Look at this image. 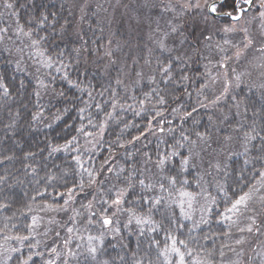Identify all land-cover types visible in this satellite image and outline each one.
I'll return each instance as SVG.
<instances>
[{"label": "snow or ice", "instance_id": "6c2138e0", "mask_svg": "<svg viewBox=\"0 0 264 264\" xmlns=\"http://www.w3.org/2000/svg\"><path fill=\"white\" fill-rule=\"evenodd\" d=\"M2 7L16 19L0 27V45L15 55L14 70L34 79L27 129L63 128L27 150L19 139L0 148V264H241L248 237L264 236V0H136L130 20L147 30L134 46L131 30L103 37L101 28L106 43L90 47L77 27L78 46L54 52V36L73 34L68 20L40 11L26 27L13 0ZM89 65L105 79L93 83ZM257 68L259 83L248 70ZM23 88L14 94L0 76L9 116L0 145L18 131L27 104L10 102ZM245 88L259 93V107ZM46 96L65 103L45 104ZM73 112L78 124L68 122ZM234 157L260 179L241 187L243 166L235 188L222 179ZM220 237L237 247L217 246Z\"/></svg>", "mask_w": 264, "mask_h": 264}, {"label": "trees", "instance_id": "16d2710c", "mask_svg": "<svg viewBox=\"0 0 264 264\" xmlns=\"http://www.w3.org/2000/svg\"><path fill=\"white\" fill-rule=\"evenodd\" d=\"M15 4V10L18 13L19 22L21 24H24L26 27H34V24H28V21L33 15H38L40 11H48V12H55L57 13L58 22L64 23L65 20H68L71 27L69 28V32L73 33L72 35L68 36L66 40H60L58 38L53 37L55 40L54 43L50 41L49 47L54 52L58 48H65V45L67 44L68 47L72 46H78L79 42L77 41V38L75 36V28H79L81 33L83 34L85 40L88 41L90 47H95L98 44H104L106 43L105 39L102 38V34L100 29L103 28V37H107L109 32H115L117 33L121 38H127L129 35V31L125 28L122 29L121 27L118 28V26H115L114 22L113 26L110 25V27H107L100 19V15L96 14L93 15L88 10H84L85 13H87L86 18L84 21L80 20L81 15L83 14L80 9L73 8L68 4L67 2H64L63 0H13ZM0 3L3 4V0H0ZM126 4V3H125ZM228 4H231V0H228ZM226 10H231L230 7H228ZM16 19V17H13ZM219 23H222L223 21H230L228 17H219L218 18ZM191 22V23H190ZM122 25H124L123 22H121ZM193 24V30L195 28L194 19L193 17H189V21L187 25ZM120 33H119V30ZM190 31V30H189ZM192 31V30H191ZM133 37L137 40L136 36L133 35ZM93 41H96L97 44L94 45ZM10 47V46H8ZM4 45L0 46V76H3L5 81L9 84L10 87H12L13 92L15 94L16 89L19 88L20 82H24V88L20 89V95L17 96L13 101H11L12 109L15 110L16 108H19L21 103H26V108H20L22 112V117L18 121V131L16 132L15 136L12 138H9L3 145H0V148H15V145L13 144V139H19L21 140V147L24 150H27V148L30 146L32 141H43L44 135L47 133L51 136H55L56 133L61 132V129L63 128V123L54 126V130L52 129H43V128H37L29 131L27 129V121L30 119V114L32 111H34V106L31 98V93L34 87V79L31 75L28 73H21L16 72L14 63H10L9 61H12L15 59V55L10 56L8 52L3 51ZM134 55L136 54V50H133ZM131 51V52H133ZM129 49H125V53H129ZM25 58H27L28 54L24 53ZM130 63V61H129ZM27 64L30 66L31 61H27ZM81 68L84 67L83 63L80 66ZM89 79L92 80L93 83L104 80L105 78L102 76V73L99 70L94 71V66L89 65ZM29 71H33L31 67H29ZM112 75H115V70H113ZM75 78V73L73 74ZM55 87L57 89H68V86L66 83H63L61 81H57ZM79 95V93H76V90H70L68 91V96L71 98L73 94ZM249 101L252 105L259 107V102L257 100V96L251 95L249 97ZM45 104L51 103L55 105L56 107H59L61 104L65 103V101L61 100L59 102L52 100L51 97H44V100L42 101ZM54 110V109H53ZM203 115V113H202ZM72 117H75V112L70 114V117L68 118V122L73 124H78L79 122L75 119H72ZM127 118H131V115L128 114ZM9 121V116L5 110H0V122L7 123ZM203 123H207L206 116ZM20 125H23V127H19ZM68 130H65L64 133H61V135L66 134ZM112 129L109 130V134L106 136V139H109L112 135ZM3 135L2 131V125H0V136ZM256 143H259L258 141ZM42 146V143H41ZM19 149H17V154H19ZM106 155V153H105ZM243 166V157L242 158H235L232 161H230V176L226 178L228 180L229 184H232L233 188L236 187L235 181L237 180L239 174H240V168ZM244 167V179L240 181L241 187L244 184H251L254 178V170H252V166H243ZM256 168H259V165L255 166ZM247 188H243V191H246ZM239 191V189H236ZM19 191V189H17ZM213 231H223L218 225L212 226ZM207 231V229H205ZM134 240V237H133ZM223 240V237H220L215 241L216 245L219 246ZM205 244H208L209 242H204ZM253 258L251 255L248 256V260L250 261ZM36 264H39V261L37 260Z\"/></svg>", "mask_w": 264, "mask_h": 264}, {"label": "rangeland", "instance_id": "374dc122", "mask_svg": "<svg viewBox=\"0 0 264 264\" xmlns=\"http://www.w3.org/2000/svg\"><path fill=\"white\" fill-rule=\"evenodd\" d=\"M63 1L70 4L71 7L78 8L80 10H81V6L84 5L85 3H87L88 7L85 8L84 10H88V8H89V12H91V14L96 13V14L100 15V19L105 20L102 22L105 25H107V27H110L108 22L111 21V22H114L115 26H118V28L121 27L122 29L126 28L128 31L131 30L133 46L136 43V39L133 37V35L136 36V38L142 40L143 34L147 30L146 27L143 25L137 27L136 24L134 23V21L130 20V17L132 15V9L134 8V6L136 4V0H63ZM97 5H99L100 7L98 8ZM126 5H127V7H125ZM253 12H254V10H253ZM0 13H3V15H0V27L11 26L14 28L15 27V24H14L15 19L11 16V13L9 10H5L2 7L1 3H0ZM249 14L251 15L252 13H249ZM193 19H194V17H193ZM186 20H187L186 27H187L188 31L193 30V27H194L193 24L187 25L188 21H189V17H187ZM121 22H123L124 25H122ZM226 23H230V21H223L220 24H226ZM111 25L113 26V23H111ZM252 28H253L254 32H257L259 29V22H256L252 26ZM120 31L121 30H119V33H120ZM7 35L12 36L13 40H15V36L13 35L12 32H9ZM239 38L240 37H236V39H239ZM17 44H18V46H22V45H19V42H17ZM0 46H3V45H0ZM7 46L12 47V45L10 43H7ZM133 50H135L134 47H133ZM134 52L135 51L129 52V53H130V55H134ZM25 53L28 54L27 49H25ZM241 70H244L243 62H242ZM248 70L252 72L253 79H255L257 83H259L260 82L259 76H260V72L262 70L259 68L254 69V70L253 69H248ZM211 91L212 90L209 89V91H208L209 96H211ZM243 94L247 95L248 97H250L251 95L257 96V100L259 102V105L261 104V100H260V96H259L258 92L249 93L247 88H245ZM235 158H242V157H234L233 159H235ZM254 175L255 176H254L251 184L256 183V181L260 179L258 176H256V174H254ZM222 179H226V178L222 177ZM257 187L259 188L260 185H257ZM247 190L248 189H246V191ZM258 194H261V193H258ZM259 241H264V236H261L259 238H254V237H250V236L248 237V243L244 246L245 247V255L242 258L241 264H260L261 256L256 255V252H260L262 250ZM221 242L223 244H230L232 247H237L236 245L233 244L231 239L223 238V240ZM252 249H255L256 251L254 252ZM237 250H239V249H237ZM225 252H226V255L228 257L235 259V256L232 253L227 252V249H225ZM250 255L253 258L249 261L248 256H250ZM9 264H16L15 257L13 258L12 261L9 262Z\"/></svg>", "mask_w": 264, "mask_h": 264}]
</instances>
